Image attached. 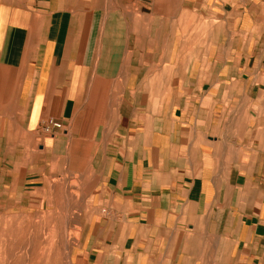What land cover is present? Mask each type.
<instances>
[{"label": "crops", "instance_id": "obj_1", "mask_svg": "<svg viewBox=\"0 0 264 264\" xmlns=\"http://www.w3.org/2000/svg\"><path fill=\"white\" fill-rule=\"evenodd\" d=\"M0 191L76 264H264V0H0Z\"/></svg>", "mask_w": 264, "mask_h": 264}, {"label": "rangeland", "instance_id": "obj_2", "mask_svg": "<svg viewBox=\"0 0 264 264\" xmlns=\"http://www.w3.org/2000/svg\"><path fill=\"white\" fill-rule=\"evenodd\" d=\"M65 194L52 196L77 199L74 191ZM25 196L16 202L12 195L0 193V264H76L81 230L77 221L88 211L40 209Z\"/></svg>", "mask_w": 264, "mask_h": 264}, {"label": "built area", "instance_id": "obj_3", "mask_svg": "<svg viewBox=\"0 0 264 264\" xmlns=\"http://www.w3.org/2000/svg\"><path fill=\"white\" fill-rule=\"evenodd\" d=\"M62 129V125L59 122H56L54 120H49L47 121L44 126H43V130L46 133H53L54 131L60 130Z\"/></svg>", "mask_w": 264, "mask_h": 264}]
</instances>
